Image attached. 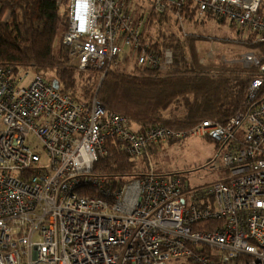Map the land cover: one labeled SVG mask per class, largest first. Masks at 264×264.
Masks as SVG:
<instances>
[{
    "label": "built area",
    "instance_id": "obj_1",
    "mask_svg": "<svg viewBox=\"0 0 264 264\" xmlns=\"http://www.w3.org/2000/svg\"><path fill=\"white\" fill-rule=\"evenodd\" d=\"M148 2L55 0L68 13L61 43L71 64L102 76L121 62L166 70L173 53L149 50L143 23L150 9L168 12L185 33L187 3L196 21L213 16L264 42V0ZM28 73L0 67V264H264V65L226 122L141 133L96 96L85 109ZM197 136L214 144L204 168L222 179L190 187L178 174L140 171L110 188L93 172L108 138L137 162L149 145Z\"/></svg>",
    "mask_w": 264,
    "mask_h": 264
},
{
    "label": "trees",
    "instance_id": "obj_2",
    "mask_svg": "<svg viewBox=\"0 0 264 264\" xmlns=\"http://www.w3.org/2000/svg\"><path fill=\"white\" fill-rule=\"evenodd\" d=\"M142 2L149 4L148 0ZM184 6L185 33L168 12L158 14L150 9L143 23L142 43L156 55L163 49L173 53V62L165 71L137 68L133 63L132 70H124L117 63L102 76L101 71H78L71 64L68 50L61 43L68 26L65 4L57 6L55 0H0V67L17 73L32 72L48 83L56 80L59 92L85 109L96 96L136 132L157 126L190 131L205 120L224 123L241 110L249 83L264 65V42L254 41L255 33L237 30L235 43L249 49L248 56L257 63L244 58L239 61L244 62L242 66L205 63L198 43L207 39L186 30L187 24L194 26L197 22L195 10L188 8V3ZM142 9L141 4L135 7L137 15L144 12ZM260 13L264 14V2ZM205 20L224 23L213 16L200 18V23ZM57 36L59 49L54 56ZM153 148L149 145L144 155ZM104 151L93 172L106 187L117 188L139 176L136 161L119 150L114 138L106 139Z\"/></svg>",
    "mask_w": 264,
    "mask_h": 264
},
{
    "label": "rangeland",
    "instance_id": "obj_3",
    "mask_svg": "<svg viewBox=\"0 0 264 264\" xmlns=\"http://www.w3.org/2000/svg\"><path fill=\"white\" fill-rule=\"evenodd\" d=\"M196 22L194 26L187 24L186 30L207 39L198 43L203 62L216 65H244V62L239 61L247 57L250 50L235 43V38L237 39L238 35L236 34L237 29L234 30L230 27L232 24L223 21L224 23L219 25L215 21L206 22V20L200 23V18ZM59 40L60 36H57L53 46L54 56H57L58 53ZM119 68L133 69L131 62L120 63ZM28 75L32 77L33 73L29 72ZM26 145L36 150L42 158V163H46L45 152L37 140L28 138ZM214 153V144L199 136L186 138L173 144L160 143L154 145L152 151L148 152L146 156L144 155L142 159L137 160V169L144 172L151 171L157 175L178 174L188 186L197 187L222 179V171H209L208 168H204Z\"/></svg>",
    "mask_w": 264,
    "mask_h": 264
},
{
    "label": "water",
    "instance_id": "obj_4",
    "mask_svg": "<svg viewBox=\"0 0 264 264\" xmlns=\"http://www.w3.org/2000/svg\"><path fill=\"white\" fill-rule=\"evenodd\" d=\"M50 84L55 90L59 89V84L56 80H52Z\"/></svg>",
    "mask_w": 264,
    "mask_h": 264
}]
</instances>
